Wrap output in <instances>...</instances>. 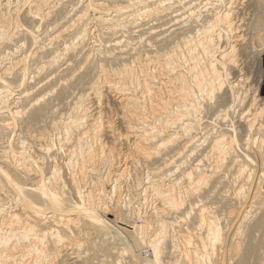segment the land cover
<instances>
[{
    "label": "bare ground",
    "instance_id": "bare-ground-1",
    "mask_svg": "<svg viewBox=\"0 0 264 264\" xmlns=\"http://www.w3.org/2000/svg\"><path fill=\"white\" fill-rule=\"evenodd\" d=\"M182 1L184 0L176 3ZM207 1H202L207 7L200 3L205 7L202 11L191 7L192 11L189 7L188 20L183 19L185 15L180 16L186 23L180 18L184 24H180L176 30L158 31V34L152 30V34L147 29V32L150 31L149 34L146 33L148 37L144 34L146 38L138 36L139 40L135 45L130 41L125 42L124 46L119 45V39V44L116 42L113 48V45L110 46L109 52L104 53L100 50V44L97 47L94 42L86 43L89 33V25L86 28L88 21L84 24L87 13L91 12V19L95 23L102 24L104 16H111L110 11L106 13L109 15H103L104 7L111 4L115 16H111L107 21L108 25L106 24L110 25V34L117 37L115 33L122 29L131 38L134 32V26L131 25L137 24L138 20L144 23L145 20H142L146 18L154 19L153 21L169 15L172 18V9L177 4H162V0H24L27 3L24 5L21 0H5L4 4L0 0V50L8 49V52L5 50L6 54L11 53L9 50L12 51L13 58L8 57L10 60L15 59L7 64L8 67L1 63L4 69H0V115L3 116V119L0 118V141H4L0 143V195L8 202V208L0 206V264H66V261L74 260V257L69 258L70 250L68 251V246L65 247L66 242L85 252L82 257L77 253V262L78 258L89 263L96 261V258L98 262L102 258L99 264H164V255H169L174 259V264H229L231 257H237L238 264H255L257 260L264 264V191L250 188L249 195L247 188L253 182L247 183L244 165L249 164L251 169L260 168L263 173L260 178L264 175V144L256 147L253 145L257 141L252 136L254 133L251 134L254 137L253 143L250 137L253 131L260 135L259 125H254L262 116V111L249 108L255 115L252 113L253 119L246 120L248 113L244 118V113L241 115L238 114L240 109L237 111L245 103L241 99L245 94L236 92L243 77L239 57L246 55L259 58L264 53V0H211L213 2L210 4ZM118 2H124V7L112 5ZM69 3V6L73 5L72 9L82 5L84 10L80 15L75 14L76 18L70 25L68 14L72 9L66 10ZM136 7L139 8L135 10ZM250 8L253 15L249 14ZM177 13L179 15V11ZM123 14L132 17L131 20L119 22L118 17ZM244 15H251L257 20L256 27L252 25L256 35L252 33L250 38L249 34H245L248 30L245 20L248 18L246 16L244 19ZM63 19L67 21L59 28L58 21L63 22ZM176 21L178 22H174ZM44 26L48 30L50 28L49 34L51 31V38L48 37L50 39L46 44L43 41L46 34L43 36L45 32L42 33ZM95 28L91 27L93 30ZM71 29H77L73 33V40L66 46L63 43L64 47L61 48L60 42L71 35ZM166 32L168 34L165 36ZM15 41L17 44L21 42V45H12ZM83 49L85 50L82 51ZM104 62L108 64L107 67ZM33 68L36 69L34 77L43 84L38 83L40 86L36 91L39 94L28 83V78L31 79L29 75H33ZM32 80L29 81L31 87ZM243 80L246 82V79ZM86 84L87 92L83 90L76 95L71 92L73 87ZM242 87L246 89L245 85L240 88ZM14 90H19L18 98L16 96L17 99L12 103H7L6 98H10ZM248 91L244 93L249 94ZM66 108L68 111L64 114ZM209 112L214 116L216 114L215 119L224 116V120H231H228L227 125L220 123L219 125L224 126L223 129L219 126V132L214 129L213 134L210 118L205 120L209 122H205V127L201 124L204 119L202 115ZM249 114L251 115L250 112ZM261 123L264 124L262 121ZM215 124L217 123L214 126ZM176 128L178 133L174 131ZM200 128H205L206 133L204 132V136L200 134L203 137L198 140L196 136L199 134L196 135V132ZM262 142L264 141L260 140L261 145ZM205 146L208 152L205 157L203 155V160L212 162L208 166L211 165L210 170L205 165L208 170L204 169L201 162H194L197 165L189 168L184 166V161L177 164L172 160L174 155L169 157L172 152L179 156L180 152L188 150L192 154ZM168 152L170 154L167 158ZM238 159H241L240 162ZM141 164L146 168L152 167L151 173L148 170L149 173L145 174V180L142 178L144 193L148 189L151 196L165 206L169 213L183 208V218L185 215L187 222L197 226L196 232L192 230L195 233L187 231L183 235L185 232L181 230L183 236H179L180 238L174 237L178 233L168 237L171 230L169 232L167 228L171 226L167 227L165 218L164 221L161 219L167 210L159 213L150 209L141 215L137 208L136 213L141 215L143 221L137 227L132 221L134 219H131V213L130 216L124 213L125 202L120 199L118 201L115 195L119 191L117 188L121 187L117 183L129 171L128 168L131 169L129 165H133L134 169H141ZM171 165L174 170L167 169ZM233 168L236 169L233 176L237 174V179L246 180L247 184L243 186L248 187L244 189L241 186L244 182L239 183L241 185L238 186L241 187L235 188V193L232 191L231 194L228 193L227 185L228 187L224 186L227 189L223 187L226 191L218 193L219 186L223 190L224 173ZM253 171L256 174V170ZM128 173L124 177L126 180L129 178ZM135 177L138 181L137 176ZM249 179L252 178L249 177L248 181ZM212 182L211 191L208 189L211 185H208ZM137 186V189L140 188ZM202 190L206 191V195H203L207 199H203L207 201L203 200L197 206L192 201L200 197V193H204ZM143 191L141 190L144 195ZM114 196L115 202L112 201ZM249 197L253 199L254 206L246 211ZM226 199L231 202L226 204ZM228 208L234 218H239V224L227 234L231 235L227 239L224 238V231L229 230L226 226L229 222L225 227L223 224L228 215L224 213L225 218L221 216L224 219H219L218 213ZM130 209L132 212L133 208ZM156 213L162 214L159 215L160 222H157ZM248 215L252 216V220L247 224ZM172 216L175 215L172 213ZM183 218L182 221H185ZM245 221L247 226L243 225ZM174 223L172 226L175 225L176 228L178 224ZM179 225L177 227L180 228ZM237 233H242L243 238L240 236V245L234 252L233 236ZM224 240L229 241L227 247ZM223 243L225 249L219 252V248L216 254L215 247H220ZM169 245L171 252L166 249L167 246L170 248ZM109 258L114 260L109 262ZM76 261L68 263L76 264Z\"/></svg>",
    "mask_w": 264,
    "mask_h": 264
},
{
    "label": "rangeland",
    "instance_id": "rangeland-1",
    "mask_svg": "<svg viewBox=\"0 0 264 264\" xmlns=\"http://www.w3.org/2000/svg\"><path fill=\"white\" fill-rule=\"evenodd\" d=\"M176 1H178V0H173V1H172V0H170V1H167V0H166V2H167V3H166L165 0H164V1L162 0V4L165 3L166 5H171V6H175V5L177 4L176 8L173 7V9H172L173 12L171 13V14H172L171 16H172V18H174L173 20H172L171 17H169L170 15L167 16L166 18H165V17L157 18L155 21H153L154 19H150V18L148 19V18H146V19H148L147 21H146V19H143V20H142V21L145 20L144 23H143V22L141 23V20H138L137 22H138L139 24L136 22L137 24L131 25V27L134 26V27H133V31H134V32L132 31L134 34L132 33V35H131L133 38H132V37L129 38L130 36L127 35V34H125V33H123V32H122V29H118V32L115 33V34L117 35V37H116L113 33H111L112 35L110 34V31H109V30H110V29H109V28H110V27H109L110 25L107 26V25H108V24H107V23H108L107 21L109 20V18H110L111 16H115V13L113 12L114 10H112L113 7L111 6V4L108 3V4H106L105 7H104L105 10L103 11V13H104L103 15H109V14H110L111 16H104V17H103V18L105 19L104 23L102 22V24H100L99 22H97V23H99V24L97 25V23H95V20H94V21L92 20L93 17H92V15H90L91 12H89V13L86 14V15H87V17H86L87 19L89 18V16H90V19L92 18V19H91L92 21H90V19H88V20L85 19V23H84V24H86L87 21H88V23H87V27H86V28H88V25H89V28H88V29H89L90 31L92 30V32H90V31L88 30V32H89V33L87 34V35H88V36H87V37H88V38H87L88 41H86V43H88V42H89V43H90V42H94V44H96V45H97V44H98V45L100 44V47H101L100 50H102L101 52H104V53L109 52V51L111 50V49H110V48H111L110 46L113 45V46H112V48H113V47L115 46L116 42L118 43L117 40H119V39H121L120 41H122V42L119 41V43H120V44L118 43L119 45L124 46V45H126L125 42H129V41L132 42L133 45H135L134 43H136V42L139 40V39H138V36H139V37H142V38H146V37H148L147 34L150 33L149 30H151V33H152V34H153V32H154L155 34H158L159 32H163V31H166V30H167V32H169V31L171 32V31L176 30L177 27H179V25L182 24L183 21H185L184 23H186V20H188V17H187V11L189 12V7H190V10H192L193 8H196V10L202 11L201 9L204 10V9H205L204 6L206 5V4H205V5L203 4V2L206 3L205 0H201L200 2H197V0H195L194 3H195L197 6L194 5V3H193L194 0H191L192 2H190V3H189L190 0H186V2L188 1L187 3L185 2V0L182 1V2H177V3H176ZM202 1H203V2H202ZM206 1H207V0H206ZM210 1H211V0H208V1H207V4H210V3L213 2V1H211V2H210ZM242 1H243V0H242ZM168 2H169V3H168ZM173 2H174V3H173ZM184 2H185L186 5L184 4ZM196 2H197L198 4L201 3V4L204 5V6L202 7L201 4H200V6H199ZM259 2H260V1H259ZM2 3L4 4V3H5V0H3ZM21 3H24V0H23V2H22V0H21ZM25 3H26V2H25ZM25 3H24V5L27 4V3H26V4H25ZM119 3H120V4H119ZM170 3H172V4H170ZM178 3H179V4H178ZM188 3H189V4H188ZM191 3H193L192 6L190 5ZM247 3H248V2H247ZM247 3H246V4H247ZM85 4H86V3H85ZM85 4H84V5H85ZM117 4L120 5V6L122 5V7H124V6H123V5H124V2H118V3H116V5H115V4H112V5H113V6H117ZM69 5H70V3L67 4V6H68V7L66 8L67 11H68V10L70 11V10L72 9V7H73V5H71V6H69ZM125 5H126V3H125ZM178 5H181V6H178ZM193 5H194V6H193ZM184 6H185V7H184ZM247 6H248V5H247ZM79 7H80V8H79ZM106 7H107V8H106ZM108 7H109V8H108ZM110 7H111V8H110ZM177 7H179L180 9L178 8V10H176ZM182 7H183V8H182ZM191 7H193V8L191 9ZM197 7H198V8H197ZM206 7H207V5H206ZM208 7H209V6H208ZM248 7H249V6H248ZM138 8H139V7H136L135 10L138 9ZM183 9H184V10H183ZM187 9H188V10H187ZM250 9H251V11H252V8H250ZM250 9H249V12H250L249 14L253 15V11L251 12ZM73 10H74V11H73ZM79 10H80V11H79ZM91 10H92V9H91ZM175 10H176V11H175ZM181 10H182V11H181ZM71 11H73V12H71ZM71 11H70L71 14H70V12H69V14H68V16L70 17V18H69L70 20L68 21V24H69L71 21L73 22V20L76 18V15H80V14H82V13L84 12V10H83V6H82V5H78V7H76L75 9L73 8ZM109 11H110V12H109ZM178 11H179V15H178V13L176 14V12H178ZM180 11H181V12H180ZM192 11H193V10H192ZM77 12H78L79 14H78ZM107 12H109V14H106ZM112 12H113V13H112ZM111 13H112L113 15H112ZM173 13H174V14H173ZM182 13H183V14H182ZM189 13H190V12H189ZM246 13H247V12H245V14H246ZM75 14H76V15H75ZM88 14H89V15H88ZM124 15H125V14H123L121 17H118L120 21L118 20V18H117V20H118L119 22H123V21L131 20L132 17H129V15H125V16H126V17H125ZM173 15H174V16L177 15V16L174 17ZM183 15H185L184 18H183V17H180V16H183ZM251 15H249V16H248V15H244V16H242V17H244V19H245L246 16H247L246 18H248L247 20H245V22H246V24H247V25H246V26H247L246 28L248 29V30H247L248 32L246 31L245 34H246V36H247V34H249V35H250V36L248 35L249 38H250L251 36H253V34H254V36L256 35V33H255V29L252 28V27H253L252 25H254L255 27H256V25H257V20H256L255 18H252ZM74 16H75V17H74ZM122 17H124V18L122 19ZM128 18H130V19H128ZM176 18H178V19H176ZM180 18H181V19H182V18H183V19L186 18V20H183V19H182V20H183V21H182ZM124 19H125V20H124ZM161 19H162V20H161ZM163 19H164V20H163ZM170 19H171V20H170ZM249 19H250V20H249ZM252 19H253V20H252ZM63 20H64L63 22H61V20L58 21V23L60 22V24L58 25L59 28H60V26L65 25V23H66V21H67V19H66V20L63 19ZM175 20H178V22H177V21L174 22ZM179 20H180L181 23L179 22ZM251 20H252L253 23L251 22ZM254 20H255L256 23L254 22ZM93 22H94V23H93ZM105 22H106V23H105ZM129 22H131V21H129ZM150 22H151V23H150ZM163 22H164V23H163ZM173 22H174L175 24H174ZM242 22H243V21H242ZM249 22H251V24H250ZM140 23H141V24H140ZM152 23H153V24H152ZM170 23H171V24H170ZM172 23H173V24H172ZM184 23H183V24H184ZM70 24H71V23H70ZM70 24H69V25H70ZM106 24H107V25H106ZM183 24H182V25H183ZM95 25H96V26H95ZM102 25L105 26V29H104V27H103ZM141 25H143L144 27L141 26ZM182 25H181V26H182ZM248 25H250V28L248 27ZM92 26H93V28L96 27V28L94 29L95 31H94L93 29H91ZM100 26H101V27H100ZM126 26H128V25H126ZM136 26H138V27H136ZM151 26H152V27H151ZM181 26H180V27H181ZM45 27H46V26L42 27V28L45 30V31H44V30L42 29V31H43L42 33L45 32V33L43 34V36L46 34V38L43 39V41L45 40L44 43L46 44V43H48L49 39L51 38V37H50V35H51V31H50V34H49L48 31L50 30V28H49V30H48V28L46 29ZM97 27H99V28H97ZM106 27H107V28H106ZM135 27H136L137 29H136ZM140 27H141V28H140ZM165 27H167V28H165ZM255 27H254V28H255ZM100 28H102V29H104V30L101 31ZM138 28H139V29H138ZM168 28H170L171 30H168ZM173 28H174V29H173ZM97 29H98V30H97ZM147 29H149L148 32H147ZM75 30H77V29H74V30L71 29V31H72V32L70 31V33H71L70 36H71V37L68 35V37L66 36V37L64 38L65 40L63 39V41L60 42V44H62L61 48H63L64 45L66 46V44L69 43V41L71 42V41L73 40L72 38H74V34H73V33H74ZM137 30H139V31H137ZM152 30H153V32H152ZM252 30H254V31H252ZM97 31H99V32H97ZM100 31H101V33H100ZM158 31H159V32H158ZM46 32H47V33H46ZM75 32H76V31H75ZM93 32H94V33H93ZM95 32H96V33H95ZM105 32H107V33H105ZM108 32H109V33H108ZM121 32H122V33H121ZM167 32L165 33V36L168 34ZM250 32H251V33H250ZM97 33H98V34H97ZM104 33H105V37H104ZM119 33H121V34L118 36ZM146 33H147V34H146ZM252 33H253V34H252ZM96 34L98 35V37H97ZM99 34L102 35V37H100ZM109 34H110V36H108ZM123 34L126 35V36L124 37ZM135 34H136V35H135ZM143 34H144L146 37H145ZM72 35H73V36H72ZM90 35H92V36H94V37L92 38V36H90ZM121 35H123V36L120 37ZM141 35H143L144 37L141 36ZM107 36H108V37H107ZM48 37H50V38H48ZM95 37H96V38H95ZM109 37H111V38H109ZM113 37H114V40H115V41H113ZM119 37H120V38H119ZM47 38H48V39H47ZM66 38H67V39H66ZM69 38H70V39H69ZM97 38H99V39H97ZM126 38H127L128 40H127ZM68 39H69V40H68ZM89 39H90V40H89ZM95 39H96V40H95ZM123 39H124L125 41H124ZM92 40H94V41H92ZM99 40H100L101 42H100ZM135 40H136V41H135ZM106 41H107V42H106ZM98 42H100V43H98ZM109 42H110V43H109ZM112 42H113V43H112ZM114 42H115V43H114ZM130 42H129V43H130ZM63 43H64V45H63ZM101 43H102V45H101ZM121 43H122V44H121ZM124 43H125V44H124ZM103 44H104L107 48H106ZM107 44H108V45H107ZM109 44H110V45H109ZM12 45H14V46H16V47H17V46H20V45H21V42H19V43L17 44V41H15ZM98 45H97V47H98ZM87 46H88V45H87ZM89 46H90V45H89ZM122 46H119V48H121V49H122V48L125 49V48L122 47ZM97 47H96V48H97ZM102 47H103V49H102ZM12 48H15V47L12 46ZM61 48H59V49H61ZM104 48H105V50H104ZM85 49H86V47H85ZM85 49H83L82 51H84ZM108 49H109V50H108ZM3 50H4V51H3ZM5 50L8 52V49H6V48H1V50H0V55L3 54V55H2L3 58L0 56V58H1V59H0V65L5 64L4 66H5V67H8L7 64H10V63L12 62V60L15 61V59H12V58H13V55H12L13 52H12V51L9 50V52H11V53L6 54L7 52H5ZM103 50H104V51H103ZM106 50H107V51H106ZM82 51H81V52H82ZM117 51H118V50H117ZM117 51H116V52H117ZM3 52H4L5 54H4ZM111 53H112V52H111ZM11 55H12V56H11ZM19 55H20V54H19ZM242 55H244V54H242ZM8 56H9V57H12V58H11L12 60H10V58H9ZM245 56H246V55H244L243 57H239V60H240V62H239V67H240V69L242 70V71H241V75L244 77V78L241 77V80H242L241 85H242V86L245 85V86H246V89H245V87H244V88H243V87L240 88V87H241V85H240V86L238 87V89H237L236 92H237V94H238V92H241V94H245L244 98H242L243 96H241V99H244V100H245L244 102L247 103V104L244 105L245 103L243 102L244 104H243L240 108H237V111L240 109L239 112H238V114L241 113V115H243L242 113H244V118H246V116L249 115V116L247 117L248 119L246 118V120H248V121L251 120V119H253V117H254V115H255V112H254V111H255L256 109H258V110H257L258 112H259V111H262V113H261L262 116H261V117L259 118V120H258V122H259V121H260V122L258 123V122L256 121L258 124L255 123L256 125H254V127L259 125L258 128L261 129L260 135H259V134H255L254 131L250 133V137H251V134L254 133L252 136H255V138L257 139V141H254V137H251V140H252L251 143H253V141H254L253 145L255 144V146L258 147L259 145H260V146H263V144H264V142H262V145H261V143H260V140H261V141H264V140H262V138L264 137V136H263L264 133H262V132H264V131H263L264 129H263L262 127H264V124L261 123V121L264 123V119H263V118H264V108H263V107H264V100H262V99L264 98V53H263L262 56H260L259 58H257L256 56H250V57H247V56L245 57ZM6 57H7V58H6ZM253 57H254V58H253ZM5 58H6V60H5ZM8 59H9V61H8ZM3 60H4V62H3ZM258 60H259V61H258ZM5 61H6V62H5ZM1 63H2V64H1ZM101 63L103 64V62H101ZM104 63H105V65H106V67H107L108 64H107L106 62H104ZM243 65H244V66H243ZM259 65H260V66H259ZM4 66L2 65L0 69H4ZM38 66H39V65H38ZM33 67L35 68L36 66H33ZM34 68H33V69H34ZM77 68H79V65L77 66ZM243 68H244L245 70H244ZM257 68H258V70H257ZM259 69H260V70H259ZM35 70H36V69H34V70L32 71L33 75H32V74L29 75V77H31V79L28 78V83H29V85H30V88H33L32 90H33V91L35 90L34 92L36 93V92H37L36 90L38 89V87H39L40 85H43V84L40 83V82H38V80L36 79V77H34V76H36V74H35V72H34ZM258 72H259V73H258ZM250 73H251V74H250ZM33 78H34V80H32ZM243 79H246V82H245ZM259 79H260V80H259ZM30 80H32L31 83L33 82V83H32V84H33L32 87H31V84H30V82H29ZM35 80H36L37 82H36ZM248 81H249V82H248ZM38 83H39L40 85H39ZM243 83H244V85H243ZM248 85H249V87H248ZM84 86H85V87H84ZM84 86L73 87V89L71 90V92H72L74 95H76V94H78L79 92H81V91H83V90L86 91V90L88 89V85L86 84V85H84ZM36 87H37V88H36ZM34 88H35V89H34ZM247 88H248V89H247ZM254 89H255V90H254ZM77 90H78V91H77ZM241 90H242V91H241ZM243 90H245V91H246V90H249V91H248V92H250L249 94H251L253 97H252L251 95H249L247 92H246V93L249 95V97H250L252 100L248 97V95H246V93H244L245 91L243 92ZM75 91H76V93H74ZM12 92H13V91H12ZM15 92H16V93H15ZM18 92H19V90H18V91H17V90H14V92H13V93H14V96H13V93H12V96H11L10 98H6V99L9 100V101L7 100V103H12L15 99H17V98H18V94H19ZM86 92H87V91H86ZM88 92H89V91H88ZM72 93H71V94H72ZM254 93H255V94H254ZM37 94H39V92H37ZM73 94H72L71 96H74ZM239 94H240V93H239ZM16 96H17V98H16ZM246 96H247V97H246ZM259 96H261V97H259ZM247 98H248V99H247ZM253 98H254V100H253ZM10 99H11L12 101H11ZM260 99H261V100H260ZM247 100H249V101H247ZM10 101H11V102H10ZM253 101H255V102H253ZM260 101H261V103H260ZM250 103H252V104H251V107H250V105H249ZM253 103H254V104H253ZM256 103H257V104H256ZM258 104L260 105V107H259ZM261 104H263V105H262L263 107L261 106ZM256 105H257L258 107H257ZM248 106H249V107H248ZM261 107H262V108H261ZM241 108H242V109H241ZM246 108H247V110H246ZM249 108H252V109L255 108V109H254V111H253L252 109L250 110ZM259 108H260V109H263V110H259ZM243 109H244V110H243ZM242 110H243V111H242ZM66 111H68L67 108H66V110H64V114L67 113ZM246 112H247L248 114H247ZM249 112L251 113V115L249 114ZM210 113H211V114H210ZM252 113H253L254 115H253ZM0 114H1V113H0ZM246 114H247V115H246ZM209 115H210V116H209ZM245 115H246V116H245ZM203 116H204V119L201 120V124H202V126L205 127V122L210 118V119H209V122H210V120H211V123H210V124H212V127H211V128H212L213 130H214V129L217 130V132H219L218 129L220 130L219 126H221V125H225V124L227 125V124H228V120H229V121L231 120V119H229V118L226 119V120H224V119L226 118V117H224V116H220V117H218L217 119H215L216 114H215V116H214V114H212V112H209V113H207V114L205 113V114L202 115V117H203ZM207 116H209V117H207ZM223 117H224V119H223ZM0 118L3 119V116L0 115ZM5 118H6V117H5ZM211 118H212V119H211ZM221 118H222V122H221ZM1 119H0V120H1ZM218 119H219V120H218ZM205 120H206V121H205ZM212 120H213V121H212ZM215 120H216V121H215ZM214 121L217 123V124H215L216 126H214V123H215ZM217 121H219V122H217ZM224 121H225V122H224ZM209 122H206V123L208 124ZM212 122H213V123H212ZM220 123H221V125H219ZM222 123H225V124H222ZM233 124H234V123H233ZM235 125H236V124H235ZM262 125H263V126H262ZM116 126H118V125L116 124ZM260 126H262V127H260ZM213 127H214V128H213ZM217 127H218V129H217ZM221 127H222V126H221ZM223 127H224V126H223ZM223 127H222V129H223ZM225 127H226V126H225ZM235 127H236V126H235ZM256 128H257V127H256ZM208 129H209V128H208ZM212 129L209 130L210 133H211ZM201 130H202V131H201ZM204 130H205V128H204V129L200 128L199 131L197 130V132H196L197 134H196V135L199 134V135H198L199 137H198V136H196V137H197L198 140H200V138H202V137L204 136V134L206 133V132H205L206 130H205V131H204ZM215 130L213 131V134H215ZM174 131L177 132L178 129L176 128V130H174ZM200 131H201V132H200ZM202 132H203V133H202ZM204 132H205V133H204ZM217 132H216V133H217ZM177 133H178V132H177ZM200 134L203 135V136L201 137ZM262 134H263V135H262ZM261 135H262V137H261ZM258 136H260V137H258ZM13 138H14V140H17L16 137H13ZM256 139H255V140H256ZM263 139H264V138H263ZM1 142H4V141H0V143H1ZM255 142H256V143H255ZM257 143H258V145H257ZM259 143H260V144H259ZM3 145H4V144H3ZM206 147H207V146H205L204 148H206ZM204 148H201V147H200V148L196 149L195 151H193L194 154H193L192 152H191L192 154H190V151H188V150H187V151L185 150V151H186L187 153L189 152V154H186L185 151H184V152H180V155H181V156L183 155L182 157H181L180 155H179V156H178V155H175L176 153H174V152H172L171 154H170V152H168V154H167L166 156H167V158H168L169 154H170L169 157H172V156L174 155V156L172 157V160H175V161L177 162V164H179L180 161H181V163H183V161H184V162H185V165H184V166H186V167L188 166L189 168H190V167H193V165L200 164V162H201L200 165H203L204 169H206V170L209 169V170H210L211 165H210V167H208V166H209V163H212V162H210L209 160H203V159H205L204 157H205L206 153L208 152V151H207L208 149H207V148L204 149ZM263 148H264V147H263ZM202 151H203V152H202ZM205 151H206V152H205ZM171 155H172V156H171ZM184 155H185V156L188 155V157H184ZM203 155H204V157H203ZM176 156H178V158H177ZM201 156H202L203 158H202ZM174 157H175V158H174ZM179 157H180L181 159H180ZM192 157H193V158H192ZM198 157H200V158H198ZM163 158H164V157H163ZM173 158H174V159H173ZM188 158H189V159H188ZM238 158H239V157H238ZM183 159H184V160H183ZM186 160H187V161H186ZM199 160H200V161H199ZM240 160H241V159H238L239 162H240ZM202 161H203V163H202ZM205 161H206V162H205ZM238 161H237V162H238ZM261 161H262V160H261ZM194 162L197 163V164H195ZM262 163L264 164V160L262 161ZM175 164H176V163H175ZM189 164H190V165H189ZM206 164H207V165H206ZM238 164H239V163H238ZM204 165H205L206 167H208V169L205 168ZM244 165H246V167H247V168H246V167L244 166L245 169H246V177H247V178H246V177H245V178L247 179V183H248V182H250V183L253 182V184H251L252 187H251L250 184L248 185L249 187L246 185V186L248 187V188H247V192H248V193H249V192L251 193V190H253L254 188H256V190H260V191L263 190V191H264V177H263L264 175L262 176V178H260V177H261L260 175L263 174V173H261L260 168H255V169H253V168H254V167H253V168L251 169V166H250L249 164H245V163H244ZM248 165H249V167H248ZM132 166H133V165H132ZM132 166H131V165L128 166V167H131V169L128 168V170H129L128 172H129V173L127 172V173H128L127 178L129 177V178L127 179L128 181L124 178V177H126V176H125V175L127 174V173H126V174L124 175V177L122 178L123 180L121 179V181L118 182V183H121V184H118V183H117L118 187L121 186V187L123 188V190H122V191L120 190L121 187H120L119 189L117 188V190H119V191H116L117 193L115 192V193H116L115 195L118 197V198H117L118 201H119V199H120L121 202H123V203H124V202H125V203L127 202L128 204H129V202H130V204H129V205H131L130 207H129V205H128L127 203H126V204H125V203L123 204V208H125L126 211H128V212H126L124 209H123V211H124V213H128L127 215H129V214L131 213L130 215H131V217H132L131 219H134V220H132V221H134L133 223H135L134 225H135V226H136V225H142L143 221L141 220L140 216L143 214V212L150 211V209H151L152 212H155V210H156V212H159V213H165V211L167 210L166 212H167L168 214L165 213V214H163V216H162V214L156 213L157 216H158V217H157V222H160L161 219L163 220V219L165 218V219H164L165 221H164V220H163V221L167 223V227H168V226H171V228H170V227L167 228V229H169V230H168L169 232H170V230H171V232L174 230L173 228H175V225L172 226V224H173L174 222H175L174 224H176V223H177L178 225H179V224H182V225H179L180 228L177 227L178 225L176 224L177 226H176V228H175V230H174L175 232H174V231H173L172 233H171V232H170V233L168 232V233H169V234H168V235H169L168 237H170V236L173 237V236L175 235V233H178L179 235L176 234L174 237H176V236L179 237V236L186 235V234H187V231H188V232H192V233H193L194 231L196 232V231H197V226H196L195 224H193L192 222H187V220H185V215H184V218H183V215H182V214L184 213L183 208L180 209V210L177 211V212H176V211H173V212L170 211V213H171V214H170V213L168 212V209L165 210V208H166L165 206H163L162 204H159L160 202H159L158 200L154 199V198L151 196V193L149 192L148 189L146 190L147 192L144 193V191H143V190H144V185H145V184H144V180H145L144 177H145L149 172L151 173L150 168H152V167L147 166V168H146V166H143V165L141 164V166H142V167H140V168L142 169V170H141V169H139V168L134 169ZM153 167H154V166H153ZM172 167H173V166L171 165V167H170V168L168 167L167 169H172ZM234 169H235V168H233L232 171L230 170L229 172H227V173L225 172V173H224V179H225V180H223V184H224V185H222V189H223V190H221V186H219L218 189H217L218 193H219L220 191H221L220 193H222V191H223V192L226 191V189H227L228 186H229L228 189H227V190H228V193H231V194H233L232 191H233V192L236 191L235 188L237 189L238 187H241V186H242L244 189H246V186H245V187L243 186V185L247 184V183L245 182L246 180H245V181H244V180L242 181V179H239V178L237 179V177H238V176H236L237 174L235 175L236 177L233 176V174L235 173ZM236 169H237V167H236ZM236 169H235V170H236ZM248 169H249V170H248ZM250 169H251V170H250ZM258 169H259V171H258ZM132 170L135 171L136 173L133 172ZM137 170H138V172H137ZM148 170H149V172H148ZM172 170H174V169H172ZM253 170H256V174H255V171H253ZM130 171H132L133 173H132V172L130 173ZM141 171H142V173H141ZM139 172H140V173H139ZM145 172H146V173H145ZM231 172H232V173H231ZM248 172H249V173H248ZM259 172H260V173H259ZM138 173H139V174H138ZM253 173H254V175H252ZM131 174H132V176H131ZM137 174H138L139 176H140V175H141V176L143 175V177H141V176L139 177ZM145 174H146V175H145ZM247 174H248V175H247ZM257 174H258L259 176H258ZM133 175H134V177H133ZM231 175H232V176H231ZM251 175H252L253 177H252ZM135 176H137V178L139 179L138 181L136 180V177H135ZM148 176H149V175H148ZM230 176H231V178H230ZM257 176H258V177H257ZM226 177H227V178H226ZM234 177H235V178H234ZM249 177L252 178V179H251V180L249 179V181H248V178H249ZM256 177H257V178H256ZM130 178H132L133 180L130 179ZM134 178H135V179H134ZM142 178H143L144 180H143ZM229 178H230V179H229ZM253 178L256 179V180H254ZM258 178H260L259 180H260L262 183H261L259 180H257ZM140 179H142V182H140ZM234 179H235V181H234ZM262 179H263V181H262ZM113 180H114V179H113ZM134 180H135V181H134ZM229 180H230V181H229ZM232 180H233V181H232ZM238 180H239L240 182H239ZM253 180H254V181H253ZM136 181H137V182H136ZM236 181H237V182H236ZM256 181H258V182H256ZM122 182H123V183H122ZM133 182H134V183H133ZM228 182H229V183H228ZM233 182L236 183V184H234ZM243 182H244V184H242V185L239 184V183H243ZM255 182L257 183L256 185H255ZM259 182H260V183H259ZM124 183H125V184H124ZM126 183H127V184H126ZM137 183H141V185H139V184H137ZM145 183H146V182H145ZM227 183H228V184H227ZM122 184H123V185H122ZM135 184H136V185H135ZM142 184H143V185H142ZM230 184H231V185H230ZM232 184H233V185H232ZM137 185H138V186H137ZM210 185H211V186H210ZM227 185H228V186H227ZM234 185H235V186H234ZM238 185H241V186H238ZM123 186H124V187H123ZM130 186H131V187H130ZM135 186H137V187L140 186V188L137 189ZM209 186H210V187H209ZM212 186H213V182L210 183V184L208 185V187H209L208 189L211 190V191H212ZM224 186H227V187H224ZM233 186H234V187H233ZM236 186H237V187H236ZM253 186H254V187H253ZM223 187L226 188V189L224 190ZM257 187H258V188H257ZM142 188H143V189H142ZM250 188H251V190H250ZM139 189H140V190H139ZM229 189H230V190H229ZM134 190H136V191L134 192ZM141 190L143 191L144 195L142 194ZM256 190H255V191H256ZM120 191H121L122 193H121ZM127 191H128V192H127ZM255 191H254V192H255ZM123 192H124V193H123ZM136 192H138L139 195H137ZM202 192H204V193H200V195H201L200 197H196V199H194V200L192 201L194 204H196V205L198 204L197 206H200V204H202V201L205 200V199H207V197L204 196V195H206V191H203V190H202ZM207 192H208V191H207ZM119 193H120V195H121V194H122V195L119 196ZM131 193H132V194H131ZM135 193H136V194H135ZM140 193H141V194H140ZM234 193H235V192H234ZM248 193H247V194H248ZM250 193H249V195H250ZM252 193H253V191H252ZM127 194H128V195H127ZM145 194H146V197H145ZM203 194H204V195H203ZM134 195H135V196H134ZM148 195H149V196H148ZM202 195H203V197H202ZM249 195H248V196H249ZM116 196L113 197L114 199L112 198V201H113V202L116 201V200H115V199H116V198H115ZM122 196H123V199L126 198V199H124L125 201L122 199ZM126 196H127V197L129 196L128 199H127ZM150 196H151V197H150ZM1 197H2V196L0 195V198H1ZM148 197H149V199H148ZM204 197H206V198L203 199ZM3 198H4V197H2V198L0 199V203H1L0 206H2L3 208H4V206H5V208H8V207H7V206H8V202H7V200H4ZM131 198L134 199L133 202L131 201V200H132ZM137 198H138V199H137ZM143 198H144V199H143ZM146 198H147V199H146ZM200 198H201V200H200ZM250 198H251V197H249V199H247V205H246V209H247V210H246V211H250V210H251L250 208L254 206V205H252V202H254V201H253V199H250ZM2 199H3V200H2ZM130 199H131V200H130ZM135 199H136V200H135ZM142 199H143L144 201H143ZM152 199H154V202L152 201ZM228 199H231V198H228ZM228 199L225 200L226 204H228L227 202H231V200H228ZM1 200H2V201H1ZM122 200H123V201H122ZM126 200H127V201H126ZM129 200H130V201H129ZM145 200H148V202L145 201ZM195 200H197V201H195ZM198 200H200V201H198ZM227 200H228V201H227ZM135 201H136V202H135ZM137 201H138V202H137ZM206 201H207V200H205L204 202H206ZM4 202H5V203H4ZM6 202H7V203H6ZM131 202H132V203H131ZM192 202H191V203H192ZM195 202H198V203H195ZM199 202H201V203L199 204ZM134 203H137V204H134ZM157 203H158V204H157ZM188 203H189V202H188ZM188 203H187V204H188ZM3 204H4V205H3ZM132 204H133V205H132ZM143 204H144V205H143ZM152 204H153V205H152ZM194 204H192V205L195 206ZM6 205H7V206H6ZM125 205L127 206V208H126ZM136 205H137V206H136ZM159 205H162V206H160L161 208L158 207ZM124 206H125V207H124ZM197 206H196V207H197ZM207 206H210V205H207ZM131 207L133 208V211H134V212H133V211L131 212V210H132V209H130ZM149 207H150V208H149ZM163 207H164V208H163ZM137 208H138V210H139V214L141 213V215H139V214L136 213V211L138 212V210H136ZM142 208H143V209H142ZM152 208H153V209H152ZM158 208H159V209H158ZM127 209H128V210H127ZM129 209H130V210H129ZM252 209H253V208H252ZM153 210H154V211H153ZM158 210H159V211H158ZM162 210H163L164 212H163ZM211 210H212V209H211ZM211 210H210V211H211ZM160 211H161V212H160ZM222 211H224V212H222ZM227 211H228L230 214H229ZM172 213H173V215H175V216H172ZM177 213H178V214H177ZM224 213L226 214V216L228 215V216L226 217L227 219L225 218V214H224ZM133 214H134V215H133ZM136 214L138 215V217L136 216ZM180 214H181V215H180ZM212 214H213V212H212ZM218 214H220V215H219V219L223 218V217H221V216H224V218H225V221H224L225 224H223V227H225V225H226L227 222H229L230 224L232 223L231 225H230L229 223H227V225H226V226L229 227V230L231 229L230 231L228 230L227 232H225L224 230H222V232L224 231V238H225V237L227 238V236H229L228 238H230L231 235H227V234H230V233L233 231L232 228H234V226L236 227V225L239 224V218L236 217V216H235V218H234V215H233V213H232L231 211H229V208H228V209H223V210L219 211ZM221 214H222V215H221ZM130 215H129V216H130ZM159 215L162 216L163 218L161 217V219H160V216H159ZM164 215H165V216H164ZM176 215H178V216H176ZM213 215H214V214H213ZM231 215H232V216H231ZM135 216H136V217H135ZM166 216H167V217H166ZM169 216H172L173 219H172V217H169ZM168 217H169V218H168ZM175 217H176V218H175ZM178 217H179L180 220H178ZM180 217H182L183 220H185L186 222H185V221H182V218H180ZM220 217H221V218H220ZM230 217H231V221H230ZM251 217H252L251 215H248V218H247V220H246V221H247V224L250 223V221L252 220V219L250 220ZM108 218H111V217H108ZM158 218H159V219H158ZM224 218H223V219H224ZM232 218H233V219H232ZM168 219H169V220H168ZM170 219H171L172 221H171ZM228 219H229V221H228ZM248 219H249V220H248ZM166 220H167V221H166ZM175 220H177V221H175ZM226 220H227V221H226ZM181 221H182V222H181ZM237 221H238V222H237ZM246 221H245V223L243 224L244 226H247ZM248 221H249V222H248ZM178 222H179V223H178ZM224 222H223V223H224ZM183 223H184V224H183ZM169 224H170V225H169ZM186 224H187V225H186ZM193 225L196 226V230H195V227H194ZM183 226H185V227H183ZM136 227H137V226H136ZM138 227H139V226H138ZM172 227H173V228H172ZM187 227H188V228H187ZM177 228H178V230H177ZM186 228H187V229H186ZM176 230H177V232H176ZM181 230L183 231V233L185 232V234H183ZM192 230H194V231H192ZM195 232H194V233H195ZM181 233H182L183 235H182ZM171 234H174V235H171ZM238 234H239V235H238ZM241 235H242V233H241V234H240V233H237L235 236H233V238H234V245H235V246L232 248V250H233L234 252L236 251V249H237V248L239 247V245H240L239 242H240L241 237L243 236V235H242V236H241ZM236 236H237V237H236ZM240 236H241V237H240ZM178 237H177V238H178ZM238 237H239V238H238ZM179 238H180V237H179ZM179 238H178V239H179ZM228 238H227V239H228ZM242 238H243V237H242ZM258 239H259V238H258ZM238 240H239V241H238ZM173 241H175L174 238H173ZM179 241H180V240H179ZM224 241H225V240H224ZM227 241H228V240H226V241L224 242V243L226 244V247H227V245H228L227 243H229V241H228V242H227ZM237 241H238V243H237ZM175 242H177V241H175ZM262 242H263L262 244H264V241H262ZM224 243H223V245H220V247H219V246H216V247H215V252L219 251L220 249H221V250H220L219 252L223 251L222 249H225V247H224L225 244H224ZM69 245H70V246H69ZM67 246H68V248H67L68 251L70 250V252H71V253L68 252V253L70 254V255H69V256H70L69 258H73V257H74V260H73V259H70V260L66 261V264H69V263H72V261H76V260H75V257H79L78 254H80V256H81V255L83 254L84 251H83V250L79 251V250L77 249V247L72 246V244H69L68 242H66V244H65V247H67ZM71 246H72V247H71ZM263 246H264V245H263ZM169 247H170V245H169ZM219 248H220V249H219ZM73 249H74V251H72ZM76 249H77V251L75 252ZM166 249H169L170 252L172 251V250H171V247L168 248V246H167ZM217 249H218V250H217ZM226 249H227V248H226ZM224 251H225V250H224ZM233 251H232V252H233ZM73 252H74L75 255H76L78 252H79V253H78L76 256H74ZM84 253H85V252H84ZM175 253H176V250H175L174 254H175ZM216 254H218V252H217ZM72 255H73V256H72ZM82 256H83V255H82ZM82 256H81V257H82ZM164 256H165V257H164ZM164 256H163V257H164V258H163V262L165 261L164 264H166L167 262H168L167 264H169V263L172 264V262H173L174 259H173V258H170L169 255H164ZM167 256H168V257H167ZM170 256H171V255H170ZM171 257H172V256H171ZM232 258H234V257H231V259L229 260V262H230L231 264H238V258H237V257H236L235 259H232ZM76 259H77V258H76ZM80 259H81V258H80ZM80 259H79V258L77 259L79 262L76 261V264H82V263H83V264H84V263H85V264H99V261L102 260V258H101V259L99 258V259H98V262H97V258H96V259H95L96 261H92V262L89 263V262H84L82 259H81L82 261H80ZM236 259H237V260H236ZM71 260H72V261H71ZM107 260H108V261L111 260V262H112L114 259H110V258H109V259H107ZM167 260H169V261H167ZM232 260H233V261H232ZM234 260H235V262H234ZM70 261H71V262H70ZM68 262H69V263H68ZM96 262H97V263H96ZM109 262H110V261H109ZM179 262H180V261H179ZM229 262H228V263H229ZM100 263H101V262H100ZM230 263H229V264H230ZM74 264H75V263H74ZM114 264H115V263H114ZM120 264H122V263H120ZM173 264H174V262H173ZM176 264H177V263H176ZM179 264H183V263L181 262V263H179ZM255 264H260V263H259V260H257V261L255 262Z\"/></svg>",
    "mask_w": 264,
    "mask_h": 264
}]
</instances>
